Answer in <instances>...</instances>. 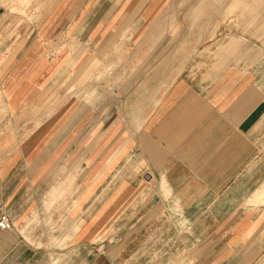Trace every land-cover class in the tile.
I'll use <instances>...</instances> for the list:
<instances>
[{"label": "crops", "instance_id": "crops-1", "mask_svg": "<svg viewBox=\"0 0 264 264\" xmlns=\"http://www.w3.org/2000/svg\"><path fill=\"white\" fill-rule=\"evenodd\" d=\"M155 2L51 0L5 42L0 264H264V56L233 37L202 67L162 54L83 132L75 84L149 39Z\"/></svg>", "mask_w": 264, "mask_h": 264}, {"label": "rangeland", "instance_id": "rangeland-1", "mask_svg": "<svg viewBox=\"0 0 264 264\" xmlns=\"http://www.w3.org/2000/svg\"><path fill=\"white\" fill-rule=\"evenodd\" d=\"M201 1L156 0L152 19L156 18L160 26L156 29L155 38L151 37V41L148 36L149 39L138 46L135 36L127 40L126 35L123 41L109 48L112 50L110 53L107 51L109 54L106 52L101 66L97 69V72L100 69L101 72L104 71L98 83L89 74L88 79L84 77L78 85L75 84L77 88L86 83L89 86L87 94L83 93L89 104V125L83 132L89 130L88 136L91 134L94 137L101 113H108L111 105H122L126 100L129 82L134 86L132 83L141 82L145 73L154 72L155 66L160 65L158 60L162 54H170L173 60H178L169 63L170 66L176 64L177 70L188 66L202 67L205 59L216 58L221 49H228L232 36H238L246 40L238 51L248 46V51L254 54L250 58L252 62L261 60L264 56V2L256 4L255 12L245 23L239 25L228 23L227 1L220 3L221 0H206L203 12L196 16L193 10ZM49 2L51 0H30L25 5L20 0H0V71L8 60L6 50L9 47L5 42L21 33L18 28L22 23L41 21L45 16L42 11ZM38 5L41 6L40 10L36 9ZM161 27H165L163 31ZM91 96L96 101L90 102ZM91 137L83 138L79 147L87 144L86 148H91L95 139L90 140Z\"/></svg>", "mask_w": 264, "mask_h": 264}, {"label": "bare ground", "instance_id": "bare-ground-1", "mask_svg": "<svg viewBox=\"0 0 264 264\" xmlns=\"http://www.w3.org/2000/svg\"><path fill=\"white\" fill-rule=\"evenodd\" d=\"M23 4L27 3L30 0H20ZM218 1V0H217ZM222 1H227V13H228V20H229V24H241V23H245V21L247 20V18L252 15L255 12V5L256 4H260L263 3L264 0H221L220 3ZM206 0H202L198 5H196L194 7L195 11V15L198 16L200 13L203 12L205 6H206ZM219 3V2H218ZM208 6V5H207ZM257 6V5H256ZM14 7V6H12ZM209 7V6H208ZM205 13V12H204ZM202 17V16H200ZM257 17V16H256ZM197 18V17H196ZM194 20V19H193ZM160 22H158L155 25V28L158 27L160 24ZM171 23V22H170ZM230 26V25H229ZM238 26V25H237ZM236 26V27H237ZM165 28V27H164ZM231 29V28H230ZM164 29H162L163 31ZM257 30V29H256ZM235 31V30H234ZM230 32V31H228ZM245 32V31H244ZM216 34V33H215ZM156 35V30L154 32V30L152 32H150V34H148V36L153 37V39L155 38L154 36ZM255 35V34H253ZM248 36V35H247ZM235 39H238L242 42V44H244L246 42V40L244 38L238 37V36H232ZM246 38V37H245ZM250 40V39H249ZM262 47V46H261ZM111 62V61H110ZM111 65H113V63H111ZM110 64L109 66L112 67ZM97 66V59L92 63V65H90L89 69H88V74H90L92 76V78L94 77V81L95 83H98L101 78L102 75H104V71H98L96 73V71L94 70V68ZM109 66H105L106 68H108ZM104 68V66H103ZM110 69V68H109ZM93 96H91L90 102L93 100L92 99ZM96 101V100H93ZM96 103V102H95ZM101 103V102H100ZM94 106V105H93ZM114 154V153H113ZM109 159V158H108ZM73 177V175L71 176ZM72 179V178H71ZM258 197L263 198L264 200V190L259 191L258 192Z\"/></svg>", "mask_w": 264, "mask_h": 264}, {"label": "built area", "instance_id": "built-area-1", "mask_svg": "<svg viewBox=\"0 0 264 264\" xmlns=\"http://www.w3.org/2000/svg\"><path fill=\"white\" fill-rule=\"evenodd\" d=\"M13 226V223L10 217L6 214H3L0 218V229H9Z\"/></svg>", "mask_w": 264, "mask_h": 264}]
</instances>
